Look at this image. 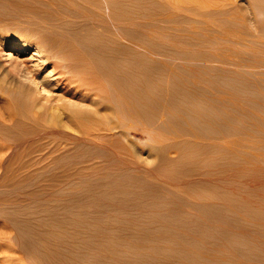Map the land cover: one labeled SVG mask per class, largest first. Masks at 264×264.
<instances>
[{"label":"rangeland","instance_id":"1","mask_svg":"<svg viewBox=\"0 0 264 264\" xmlns=\"http://www.w3.org/2000/svg\"><path fill=\"white\" fill-rule=\"evenodd\" d=\"M5 1V12L0 8V131L11 126V114L27 109L10 102L13 95L20 101L30 93L22 81L33 84L34 78L29 86L37 94L30 96L39 102L57 95V78L48 75L53 65L43 70L45 58L34 56L37 49L56 48L55 42L92 44L89 56L101 58L102 68L115 67L114 79L127 77L134 111L129 138L122 133L124 143L121 129L114 131L119 135L105 164L91 160L100 150L92 145L64 149L77 162L69 158L64 167L53 166L68 167V178L49 182L50 192L70 193V206L60 208L61 214L55 201L46 205L43 198L26 199L24 208V197L14 208L2 207L5 217L19 222L9 224L0 216V264H61L57 260L69 255L70 240L57 234L58 227L68 224L65 211L80 199L69 217L83 216L91 230L107 231L118 264H264V0H199L192 9L180 4L185 8L180 11L167 0H11L26 8L20 13L18 3ZM48 1L47 7L41 5ZM32 5L40 8L34 9L37 14L46 13L42 24L48 28L32 21L37 16ZM18 40L30 48L6 59L4 45ZM44 82L49 83L42 87ZM100 239L88 238L89 246Z\"/></svg>","mask_w":264,"mask_h":264},{"label":"bare ground","instance_id":"2","mask_svg":"<svg viewBox=\"0 0 264 264\" xmlns=\"http://www.w3.org/2000/svg\"><path fill=\"white\" fill-rule=\"evenodd\" d=\"M8 1H11V0H7V2ZM167 1L172 6V8H174L176 11H180V10L185 9L180 4L185 3L187 5L186 6L187 9H192V7H193L192 4L195 3L196 1H199V0H167ZM1 2L5 3L6 1L0 0V3ZM8 3H7V5H9ZM10 3H13L16 5L18 2L14 3L11 1ZM13 4H11L10 6L13 7L14 6ZM37 4H38V2H37ZM49 4L50 3L48 1V2H46V4H45V2H43L41 5H44V7L45 6L47 7ZM0 5H1L0 8H2V10L1 9L0 10L2 12L6 9L7 5L2 4V3ZM17 5H18L17 6L18 8L17 7L16 8L18 9V12L19 13L22 12V11H19V10H21L22 7L20 6V8H19V3ZM80 5H81V3H80ZM3 6H5L4 7L5 9L3 8ZM41 7L44 8L43 6H41ZM48 8L50 9V7H48ZM82 8H84V7L82 6ZM17 9H16V11H17ZM22 9L24 10L26 8L24 7ZM30 9H32V11H33L34 9L37 10L40 8H38V6L35 8H34V6L33 7L30 6ZM51 9H52V7H51ZM35 10H34V13L36 15L37 12ZM42 10H46V9H42ZM43 12H41V14ZM49 12H51V10H49ZM54 12L57 13L56 11H54ZM38 14H37V16H39V17L36 16V18L34 17V19H33V15H32V18H30L28 20L33 19L32 21L36 22L38 25H41L40 28L41 27L42 28L47 27L46 24H42L43 22H45L46 16L41 15L40 11L38 12ZM50 14H52V13H49V15ZM22 16H24V15H22ZM52 27H53V25H52ZM52 34H55V33H52ZM82 35H83V33H82ZM66 36H68V35H66ZM42 37H43V35H42ZM39 38H41V37H39ZM48 38L50 40H52L50 38V36H48ZM37 40H38V38H37ZM42 42L45 43V41H42ZM37 44H39V43H37ZM46 44H47V42H46ZM62 44L60 42L59 43L55 42L56 48H54V49L50 48L51 50L48 52H47V49H45L46 51H44V52H46V53L42 52V50H40L41 48L39 50L37 49L34 51V56H41V57H44L46 60V64H44L45 66L43 67V70H46L47 66L53 65L52 69L48 72V75H49V77L55 75L57 78V81L55 80L56 84L58 85V87L56 89V91L58 93L55 92L57 95L53 96L51 94L50 95L48 94L45 96V101H40V102L37 99L39 97H35V98L31 97L30 96L31 91L33 93V87H31V86H33V84L35 83L34 78H33V79H31L33 84H31V83L28 84L27 81L26 82L22 81V83H21V86H23V90L25 89L26 91L28 90L30 92V93H28V92L23 93L26 96L27 95L30 96L29 101L27 99L28 96L26 97L24 95L26 97L25 98L22 95V97L20 98L21 100H24L23 102H25V103L30 102L29 103L30 105L28 104L29 105L28 107L25 106L27 104H24L23 102H21V100L19 101L18 97H14L15 95H13L12 100L10 99V102L12 101L11 104H15L16 106L18 105V107L22 106V108L25 107V108H27V109H24L25 112L26 113L29 112V113L28 114H25V112L21 113V112H23L22 110L18 111L17 109H15L18 111V114L20 115V117H18L19 115L16 113L11 114V117H10V120L12 121V123H10L11 126L9 127V125H7L8 127L5 126L6 129H4L3 131H0V139L2 140L1 142H3V144H4V145L0 146V197H1L0 198L1 199L0 200V216H1V214H2V216H4V214L2 213L3 212L2 211L3 206L4 207L6 206L5 208H7V205H9V206H12L14 208L17 205H19V204H17V202H18V199L21 200V197H24L25 201H26V199L30 200L31 203H32V201H35L36 198H37V200L43 198L45 200L44 202L46 205H47V203L49 205V203L51 201H55L54 204L56 205V209L58 208L57 209L58 211L60 210V208L64 209L65 204L70 206V204H68L69 203L68 199L70 197V193H67V192H50L51 185L49 184L50 180L53 178H57L58 176H63V175H65L68 178V176H69V175H67L68 171L66 169L68 167L63 168L61 170L54 169V167H53L54 165H56V166L63 165V167H64L66 159L69 160L70 155H65L63 153L64 149L66 150V148H68L70 146L71 147H73V146L78 147L79 146V148H80V147H82L81 145H83V144H86L87 146L92 145V147L94 146L95 149L97 148L100 150L99 151L95 150V149H94L95 151L91 150V152H95V153H96V151H98V152L94 156L92 155L93 156V157L91 156L92 158L90 156L89 157L91 158L92 161L93 160L98 161V159L103 160L107 157L108 158L111 157L110 155L112 154L111 153L112 151L109 153V150H110V148H111V150H113L112 147H115V144H116L115 138H116V136L119 135V134L116 135L117 133H115L114 131H116V130L119 131L121 129L122 132L120 133V135L123 133L126 138H129L128 136L130 135V131H129L128 125L131 124V121L133 119L132 118L133 114L131 111V110H133V107H132V109H130V103H131V106L134 103L130 102L131 100H129L130 98L128 97V96H130V94L128 95L127 86H126V84H128V83H125V81H124L127 77L122 76L123 79L125 78L124 80H122L124 83L120 82L121 79H118L119 81L114 79V78H116V77H114L115 72H116L115 67L112 68L113 66L108 63L109 61H107V63L110 65L111 68L108 65H107L108 68H104V67L102 68V66L100 65L101 62H99L101 58L99 60H98V58H97V60H94L93 57H95V56H92L93 52H91L90 56H89V52L94 48V46L92 44H90V45H92L93 47L90 45H84V44H81V45L77 44L79 47H76L77 45L75 42L74 43L72 42V44H69V45H62ZM49 45H51V44H49ZM45 46H47V45H45ZM73 46H75L76 49H74ZM28 48H30V45L28 44V42L26 43V41L18 40V41H14V43H9V44L4 45V48H3L4 50L2 51L1 54L6 56L5 57L6 59L12 58L13 53H15L17 51L22 53L23 51L27 50ZM96 50H97V48H96ZM92 51H95V48ZM87 52H88V54H87ZM109 57L111 58L113 56L109 55L108 58ZM116 62H117V60H116ZM22 63H24V62H22ZM1 65H0V67H1ZM124 70H126V69H124ZM34 73H36L39 76L41 75V73H39V70H37V72L35 71ZM42 77H43V75H42ZM42 77L40 79H42L41 81L43 82V79L45 80V75H44V78H42ZM119 77H121V76H119ZM0 78H2V77H0ZM52 81H54V80H52ZM52 81L51 82L49 81V82L52 83ZM2 82L0 80V84H3ZM37 82H39L38 79H37ZM45 82L42 83V85L45 84ZM49 82H47L46 84L48 85ZM30 84H31V86H29ZM49 85H51V84H49ZM3 86L4 85H2V87ZM42 87H45V86L43 85ZM142 88H143V86H142ZM4 89H6V87ZM8 90H10V87L8 88ZM8 90H7V92H8ZM44 90H45V88H44ZM50 90H51V88H50ZM143 92H145V91H143ZM11 93L9 92V94H11ZM33 94H35V93H33ZM36 94H35V96H36ZM20 96H21V94H20ZM22 98H24V99H22ZM42 98L44 99V97H42ZM142 98H143V96H142ZM25 99H27V101H25ZM35 99H36V101H35ZM16 106H15V108H16ZM12 107H14V106L12 105ZM26 110H29V111H26ZM133 113H136V110ZM16 115H18L17 118H16ZM137 115H138V113H137ZM4 118L6 119V117H4ZM119 120L121 121V123L118 122ZM9 122L10 121L8 120V123ZM0 129H2V128H0ZM124 136L121 135V137H123L122 138L123 142H124ZM121 137L119 136L118 137L119 139L117 138V140L119 141L121 139ZM126 143H127V140H126ZM119 144H121V143H119ZM118 145L116 146V148L119 147ZM125 145H123V146L125 147ZM89 146H88V148H89ZM92 147H90V148L93 149ZM120 149H122L121 146H120ZM132 149L133 150L136 149V146ZM74 150H76V149H74ZM85 150H86V147H85ZM122 150L124 152V149H122ZM73 152H71V153H73ZM88 152H90V150ZM88 152H86V153H88ZM127 152H125V153H127ZM137 152H138V148H137ZM68 153H69V151H68ZM121 154L122 153H120V155ZM87 155H89V153ZM115 155H117V153H115ZM121 156H120V158H121ZM113 157L114 156L112 155V160L114 159ZM127 157H128V154H127ZM86 158H87V156H86ZM70 159H73V158H70ZM74 159L77 162V158H74ZM115 159L118 160L119 158L118 159L115 158ZM126 159H128V158H126ZM126 159H124V160H126ZM107 160H109V159H107ZM69 161L71 162V160H69ZM101 161L99 160L98 162L100 163ZM78 162H79V160H78ZM104 162L106 163L107 161L103 160L102 163H104ZM118 162H120V161H118ZM125 162H127V161H125ZM108 163L111 164L110 161ZM79 164H81V162ZM95 168H98V166L97 167L95 166ZM99 168H100V166H99ZM70 169H68V170L70 171ZM72 170H73V168H72ZM86 170H88V169H86ZM92 170L93 169H91V172L94 171V170L93 171ZM100 170H101V168H100ZM70 172L72 173V171H70ZM73 172L75 173V171H73ZM74 173H72V174L75 175ZM94 173H95V175L97 174V172H94ZM77 174L78 173L76 172V175ZM91 174H93V173H91ZM73 175H72V177H73ZM78 175H81V173ZM78 175H77V177H78ZM224 175H226V174H224ZM83 176L84 175L82 173V177ZM89 176H90V174H89ZM82 177H79V178H82ZM221 177H223V176H221ZM224 177H226V176H224ZM85 178H88V177H86V175H85ZM37 181H43L44 183L41 182L42 185L38 183L41 186L37 187L38 186L37 185L34 188L25 186V184H27V183H32V182H37ZM11 195H12V197H9ZM81 197H83V196H81ZM67 201H68V203H67ZM80 201H81V199L79 201H77V203L79 204ZM88 201H89V199H88ZM18 203H20V201ZM25 203L28 204L29 202L26 201L23 203V200H22V204L20 203V205L22 206ZM111 203H112V201H111ZM78 204H77V206L73 205V208L71 207L72 209L70 208V211H69V207H68L66 210H68L69 212L64 210L66 212L65 214L68 215V218L73 221V222H71L72 227H69L70 229H68V226H70L71 223H69V221L66 222L68 220V218H67V216H65L63 218H67V220L64 221V223H68L69 225L65 224L64 226L61 227V225H62L61 224L60 227H58L59 232L56 231L57 234L58 233H60V234L64 233L65 235L64 236L62 235V236L67 237V239L70 240V241H67V243H66L67 246L70 248L69 252H67V254H69V255H66L63 253V255L61 254V256H59V260H57V261H59L61 264H87L90 261H92L94 264H116L118 259L116 260L117 256H116L115 251L113 249L115 247L111 246V244L113 242H111V240H109L110 234H108L107 231L106 232L105 231L97 232L96 230L99 231V229H97L96 227H95L96 230H94V229L91 230V228L94 226L93 225L91 227L87 226L86 222L84 223L85 219L83 218V216L78 217L77 220L74 217H71V218L69 217V216H71L70 212L72 213L73 210L77 209V207L79 206ZM48 208H50V207H48ZM52 209H54V208H52ZM63 209H61V210H63ZM57 210H55L56 213H57ZM52 211H54V210H52ZM61 212L64 213L63 211H61ZM53 213L55 214V212H53ZM59 213H60V211H59ZM59 213H57L56 215H58ZM62 215H64V214H62ZM5 216H4V220L7 221L8 223L9 222H11V223L19 222V220H17L16 217H11V215H8L7 217H5ZM54 217H51V218H54ZM61 217L62 216H60V218ZM56 218L57 217H55V219ZM63 218H62V221L64 220ZM56 221L58 222L59 220H56ZM60 222H61V220H60ZM55 225L56 224L54 223V226ZM95 235L101 237L102 240L100 239L101 241H99V244H92L89 246L88 243H90V241L88 240V238L93 237ZM49 237H51V236H49ZM58 238H60V237H58ZM86 241H89V242H86ZM83 242H85V244L87 243L86 246L83 244ZM92 242L94 243V241H92ZM79 243L83 244V246H81L82 248L78 247ZM100 248L103 251L104 250L105 251L104 252L100 251L96 254L94 250L97 251ZM91 249H94L93 250L94 252ZM91 253L94 255H92ZM128 262H130V261H127V263ZM122 263L124 264L125 260H123ZM139 264H141V263H139Z\"/></svg>","mask_w":264,"mask_h":264}]
</instances>
